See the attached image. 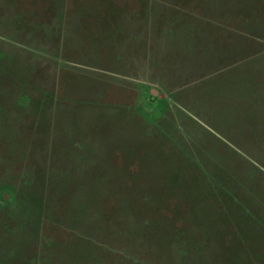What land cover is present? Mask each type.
I'll return each mask as SVG.
<instances>
[{
    "label": "rangeland",
    "instance_id": "obj_1",
    "mask_svg": "<svg viewBox=\"0 0 264 264\" xmlns=\"http://www.w3.org/2000/svg\"><path fill=\"white\" fill-rule=\"evenodd\" d=\"M0 264H264V0H0Z\"/></svg>",
    "mask_w": 264,
    "mask_h": 264
},
{
    "label": "crops",
    "instance_id": "obj_2",
    "mask_svg": "<svg viewBox=\"0 0 264 264\" xmlns=\"http://www.w3.org/2000/svg\"><path fill=\"white\" fill-rule=\"evenodd\" d=\"M122 140H123V141H127L126 143H123V144H122L123 146H125V145L127 146L126 149H131V144L134 145L133 140H132V143H131V141H129L127 138H126V139L123 138Z\"/></svg>",
    "mask_w": 264,
    "mask_h": 264
}]
</instances>
